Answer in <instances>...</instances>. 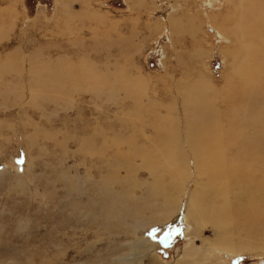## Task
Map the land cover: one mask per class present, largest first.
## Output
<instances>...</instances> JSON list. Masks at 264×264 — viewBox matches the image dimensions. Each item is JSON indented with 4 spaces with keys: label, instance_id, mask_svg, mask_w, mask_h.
<instances>
[{
    "label": "rangeland",
    "instance_id": "374dc122",
    "mask_svg": "<svg viewBox=\"0 0 264 264\" xmlns=\"http://www.w3.org/2000/svg\"><path fill=\"white\" fill-rule=\"evenodd\" d=\"M172 15L176 32L166 24ZM240 19L248 20L238 0H0V264H264L263 232L228 227L229 253L218 227L190 224L184 211L186 194L206 183L210 191L195 198L205 212L219 209L215 193L246 173L227 157L241 139L248 151L260 138L254 127L224 129V96L235 89L226 92L233 59L222 33L234 38ZM199 72L210 94H194L211 105L191 107L210 108V119L188 137L181 92ZM240 101L233 113L254 123L260 104ZM180 154L207 162L178 172L187 193L175 197L173 176L162 173ZM127 197L150 205L133 208L148 225L137 235ZM175 200L184 205L178 219L162 207Z\"/></svg>",
    "mask_w": 264,
    "mask_h": 264
},
{
    "label": "bare ground",
    "instance_id": "6f19581e",
    "mask_svg": "<svg viewBox=\"0 0 264 264\" xmlns=\"http://www.w3.org/2000/svg\"><path fill=\"white\" fill-rule=\"evenodd\" d=\"M238 1H240L241 5L246 8V17L248 20L243 21L240 19L235 21L236 30L238 31H234V38L228 37L226 34L222 33V35L225 36L224 40H227L230 43L229 46L231 47L228 49L227 55L230 54L231 58L233 59L231 64L232 73L229 78L230 82H226V92L231 91L232 88L235 89V92L232 95L227 97L224 96V109L228 110L231 108L230 110H232V112H227L226 114L225 112L227 110L224 111V129L231 127L239 131H246L249 128L254 127L255 133L257 132L256 138H260L255 139V141L257 140V144L255 143L256 147H254L255 149L251 150V148L248 147L250 148H247L248 151L245 149L246 145H248L247 141L245 138L241 139L239 142L240 145L235 146L234 154L232 155L231 152L229 157H227V161H230L236 165L235 170H233L234 172L246 170V173H243L244 176H239L230 180V184H228V181L224 182L223 187L220 189L222 195L215 193L214 199H217L221 202L219 209L210 207L208 210L206 209L205 212L203 209L204 204H201V201L195 198V195H204L203 189L210 191L206 183L204 185L199 184L198 190L195 192V194H186L185 198L187 199V205L184 210L185 221L188 223L192 224V221H196L198 224L200 221L198 226L201 228L208 226L207 224H214L216 227H218L219 234L217 244L222 245L224 250L229 253H232L231 250L234 248L233 243L230 240V237L232 236L231 233L239 231L238 233L247 234L250 237H252V233L255 235L262 234V232L264 233V231H260L259 229V226L264 228V155L262 154V148L264 147V28L263 26L257 27L254 25V23H256L258 20L264 22V0ZM103 19V17H98L96 18V21L97 23H100V20L102 21ZM190 20L191 19L189 17L188 21ZM104 21H102V26L105 24ZM166 21V24L169 25L172 30H174V32H176L177 23L175 17L172 15ZM247 38H249L248 41H246ZM198 56L200 59H202L201 57H203V53L201 52L198 54ZM201 72H199L198 81L196 80L192 82L190 80H184L185 83L188 84L185 86L187 91L181 92V94H183L181 98L183 100L182 103H184V113L188 117V123H186V130L184 132V135L187 136L191 131H194L193 127H195L197 123L210 119V108H208V111H206V109H192L191 107L192 104L200 102H205L206 104L211 105L210 97L208 98L203 97L200 94H194L198 93L199 91H202L204 96H208V94H210V80L204 77ZM87 75L90 74L87 73ZM234 80L239 81L237 85H235ZM184 81H181V84ZM240 98L242 101H240L239 104L247 102L249 105L253 104V106H258L255 105V101H258L260 104L257 109L255 108L256 110H254V113H252V119L254 120V123L249 115H243L238 112H234L235 114L233 113V109H235L237 101ZM190 113L193 114L194 119L189 118ZM231 113L234 115H230ZM215 115L218 117V112H216ZM246 118H248V120L244 121ZM256 118L257 121H255ZM256 122L258 125H256ZM234 124L236 128L233 127ZM230 136L235 138L232 134H230ZM227 143L228 151H232L231 148H234V145L230 141H227ZM252 145L254 144H251V147ZM197 147L198 146L194 145L192 148L197 151ZM180 151H183L181 147ZM192 159L196 162L203 161L201 163L202 168L200 169V172L202 169H205L204 165H206L207 156H202L200 154H194L189 158V160L188 157H184L182 154H180L179 159L175 158L174 161V157H172L166 162V167L168 170L163 172L162 175L164 173H168L170 177L173 176L174 182L171 183L176 187L175 197L180 194L183 195L187 193L186 184L181 180L182 177L178 175V172H185L190 167L193 169L194 161ZM237 159H242V162L236 161ZM197 164L200 165L199 163ZM138 185L139 184H137V187ZM159 190L160 189L157 186H153L150 187L149 192L158 195L160 192ZM222 190H224V192ZM230 195L232 196V200L226 203L225 200ZM125 202H129V204L126 203V206L129 205V208L126 210L127 214L124 216L126 218L134 219V224L130 226L131 230L129 231H131L133 235H137L139 229L148 225L145 223L146 221L143 218L139 220L136 219L138 215L136 214L135 210H133V208H140L138 202L128 197L126 198ZM197 204H200L199 207H201V209L196 206ZM162 207L167 208L168 214H170L171 218L176 215L175 218L178 219L179 215L176 214L177 210H175V207L180 210V208L183 209L184 205L182 206V202L180 200H175L169 204L163 203ZM140 209H150L149 202L146 201V203L141 205ZM167 211L164 210L159 216L166 218L165 215ZM225 212L229 213V217L234 219V221H224ZM206 219L208 223H206ZM242 221H245V224L240 226ZM252 226L258 227L254 231H249ZM228 227H230L233 232L227 233ZM143 247L145 248L144 245ZM129 248L134 253L135 248ZM191 252L193 253V249L189 250L188 248L186 255H190Z\"/></svg>",
    "mask_w": 264,
    "mask_h": 264
}]
</instances>
